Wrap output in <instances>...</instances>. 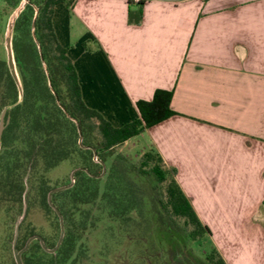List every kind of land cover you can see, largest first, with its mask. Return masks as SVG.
<instances>
[{
    "label": "crops",
    "instance_id": "1",
    "mask_svg": "<svg viewBox=\"0 0 264 264\" xmlns=\"http://www.w3.org/2000/svg\"><path fill=\"white\" fill-rule=\"evenodd\" d=\"M129 9L54 8L82 101L120 128L139 118L137 101L171 91L177 115L124 145L140 138L175 170L225 264H264V0H148L137 26Z\"/></svg>",
    "mask_w": 264,
    "mask_h": 264
},
{
    "label": "trees",
    "instance_id": "2",
    "mask_svg": "<svg viewBox=\"0 0 264 264\" xmlns=\"http://www.w3.org/2000/svg\"><path fill=\"white\" fill-rule=\"evenodd\" d=\"M20 1L0 0V29L4 27L5 30L9 14ZM73 1L30 0L16 20L12 46L23 88L21 102H18V92L5 59L0 58V116L3 113L7 121L0 139V209L4 215L15 223L22 212L23 198L26 209L32 199L36 200L54 228L52 243L43 238L45 247L53 249L59 227L46 197L50 190L68 185L69 179L50 187L47 175L62 162H68L72 171L79 169L74 175L73 186L52 196V203L64 224L60 246L54 254H49L38 242H33L21 256L22 263L78 264L80 256L86 253L87 235L104 221L116 225L114 233L112 228L108 232L120 237L122 230L145 217L147 233L154 243L158 236L178 249L184 248L186 239L196 242L209 236V229L202 225L177 185L175 170L166 169L157 152L150 149L137 161L115 153L128 140L177 115L170 109L172 92L156 90L151 100L137 101L135 108L139 118L120 128H114L82 101L75 68L67 56V49L58 43L52 22L54 8L70 6ZM146 1L128 0L129 25L140 24ZM131 6L136 8L131 9ZM34 7L38 10L35 40L48 77L31 34ZM78 130L82 145L94 149L97 158L104 163L106 172L102 177H99L102 167L93 162L92 151L79 147ZM25 190L28 191L24 195ZM176 220H181L190 231L180 235ZM22 231L23 224H20L17 250L35 235L22 236ZM202 263L225 264L214 248Z\"/></svg>",
    "mask_w": 264,
    "mask_h": 264
},
{
    "label": "rangeland",
    "instance_id": "3",
    "mask_svg": "<svg viewBox=\"0 0 264 264\" xmlns=\"http://www.w3.org/2000/svg\"><path fill=\"white\" fill-rule=\"evenodd\" d=\"M165 1L180 3L185 0ZM135 8L136 6H131V9ZM3 38L4 27L0 29V58L5 59ZM89 47L93 48V44L87 43L85 48L88 49ZM143 137L144 139L148 138L147 135H143ZM142 141L140 138L135 139L116 149L115 153L137 161L144 152L150 150L143 146ZM71 168L68 162H62L51 170L47 175L50 187L66 183L72 172ZM161 188L162 186H160ZM157 192L159 194V190ZM26 210L27 213L21 223L23 224L21 235L34 233L42 238L45 237L52 243L55 234L54 228L37 201L32 199L31 205ZM175 224L178 226L180 235L190 231V229L185 228L181 220H176ZM147 226V219L141 218L131 224V227L122 230V235L117 237L108 232L112 228L114 233L116 225L104 221L96 230L87 235L86 253L80 256L78 264H203L204 257L212 248L209 238L215 236L214 232L208 228L209 236H204L196 242L186 239L182 250L175 248L172 243L161 241L158 236L154 238L157 243H154L147 233ZM13 229L14 223L11 217H6L0 209V264H15L11 249Z\"/></svg>",
    "mask_w": 264,
    "mask_h": 264
},
{
    "label": "water",
    "instance_id": "4",
    "mask_svg": "<svg viewBox=\"0 0 264 264\" xmlns=\"http://www.w3.org/2000/svg\"><path fill=\"white\" fill-rule=\"evenodd\" d=\"M30 4V0H21L18 4V6L12 10V12L9 14L8 18H7V22H6V26H5V30H4V38H3V48H4V52H5V62L7 65V69L9 71V74L16 86L17 92H18V102H21L23 99V88H22V84L20 82V78L18 76L17 73V69H16V62H15V58H14V53H13V46H12V36H13V30H14V25L16 20L18 19V17L20 16L21 12L25 9V7L27 5ZM38 14V10L36 7H34V16H33V20H32V27H31V34L32 37L36 43L37 46V50L38 53L40 55L41 58V51H40V47L37 43V41L35 40V34H34V24H35V20ZM41 62H42V67L43 70L45 72L46 77H48L47 71H46V65L44 64L42 58H41ZM48 87L50 88V82L48 80ZM51 89V88H50ZM56 104L60 107L59 105V101L56 99ZM72 120V119H71ZM73 122H75L74 120H72ZM7 123V121H4V114L2 113V115L0 116V139H1V135L4 129L5 124ZM78 134H79V139H78V145L81 149L84 150H91L93 153V162L96 164H99L102 167V173L99 177H102L105 172H106V167L104 165L103 162H101L97 156L96 153L94 151V149L89 148V147H84L82 145V138L80 136V131L78 130ZM77 170H73L69 176V184L66 186H61V187H57L54 188L52 190H50L47 194L46 197V201H47V205L49 206V208L54 212L55 216L57 217L58 220V227H59V235H58V239L56 242L55 247L52 250H49L45 247L43 240L39 237V236H32L30 237L26 243L24 244V247L21 250H17L16 249V243H17V239H18V234H19V226L22 223L24 216H25V212H26V202H25V198H23V206H22V212L21 214L18 216L17 220L14 223V229H13V238H12V242H11V249H12V254H13V260L15 264H23L22 260H21V255L28 249L29 245L31 244V242L33 241H38L40 247L42 248V250L46 253H50L53 254L55 253V251L57 250V248L60 246L61 241L64 237V225H63V218L61 216V214L59 213V211L57 210V208L53 205L52 203V196L56 193L62 192L64 190H67L69 188H71L74 184V175L75 173L78 171ZM85 173H87L86 170H84ZM27 180V176L25 177L24 181L26 183ZM26 187V186H25ZM27 188V187H26ZM26 193V190L24 192V195Z\"/></svg>",
    "mask_w": 264,
    "mask_h": 264
},
{
    "label": "flooded vegetation",
    "instance_id": "5",
    "mask_svg": "<svg viewBox=\"0 0 264 264\" xmlns=\"http://www.w3.org/2000/svg\"><path fill=\"white\" fill-rule=\"evenodd\" d=\"M24 217H25V216H24ZM63 225H64V224H63ZM34 236H39V235H34ZM31 237H32V236H31ZM39 237L43 240V238H42L41 236H39ZM29 238H30V237H29ZM29 238H28V239H29ZM28 239H27V240H28ZM27 240H26V241H27ZM33 242H38V241H33ZM33 242H31V244H32ZM43 242H44V240H43ZM25 243H26V242H25ZM25 243H24V244H25ZM170 243H172V242H170ZM31 244H30V245H31ZM38 244H39V242H38ZM30 245H29V246H30ZM44 245H45V244H44ZM55 245H56V244H55ZM39 246H40V245H39ZM23 247H24V246H23ZM23 247H22V248H23ZM54 247H55V246H54ZM22 248H21V249H22ZM28 248H29V247H28ZM21 249H19V250H21ZM41 249H42V248H41ZM57 249H58V248H57ZM181 249H182V248H181ZM49 250H52V249H49ZM182 250H183V249H182ZM26 251H27V250H26ZM26 251H25V252H26ZM25 252H24V253H25ZM55 252H56V251H55ZM24 253H23V254H24ZM23 254H22V255H23ZM49 254H50V253H49ZM53 254H54V253H53ZM22 255H21V256H22ZM21 260H22V258H21Z\"/></svg>",
    "mask_w": 264,
    "mask_h": 264
},
{
    "label": "built area",
    "instance_id": "6",
    "mask_svg": "<svg viewBox=\"0 0 264 264\" xmlns=\"http://www.w3.org/2000/svg\"><path fill=\"white\" fill-rule=\"evenodd\" d=\"M131 1H133L134 3H137V2H139L140 0H131Z\"/></svg>",
    "mask_w": 264,
    "mask_h": 264
}]
</instances>
